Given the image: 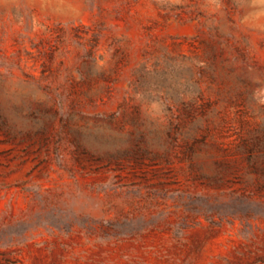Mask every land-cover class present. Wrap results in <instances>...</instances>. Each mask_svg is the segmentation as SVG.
I'll use <instances>...</instances> for the list:
<instances>
[{
    "label": "rangeland",
    "instance_id": "374dc122",
    "mask_svg": "<svg viewBox=\"0 0 264 264\" xmlns=\"http://www.w3.org/2000/svg\"><path fill=\"white\" fill-rule=\"evenodd\" d=\"M0 264H264V0H0Z\"/></svg>",
    "mask_w": 264,
    "mask_h": 264
}]
</instances>
